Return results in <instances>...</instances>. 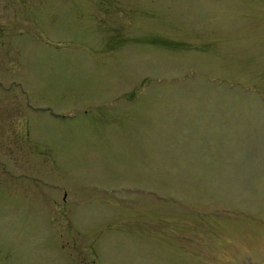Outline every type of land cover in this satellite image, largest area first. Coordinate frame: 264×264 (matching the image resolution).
Listing matches in <instances>:
<instances>
[{
  "label": "rangeland",
  "instance_id": "374dc122",
  "mask_svg": "<svg viewBox=\"0 0 264 264\" xmlns=\"http://www.w3.org/2000/svg\"><path fill=\"white\" fill-rule=\"evenodd\" d=\"M0 264H264V0H0Z\"/></svg>",
  "mask_w": 264,
  "mask_h": 264
}]
</instances>
